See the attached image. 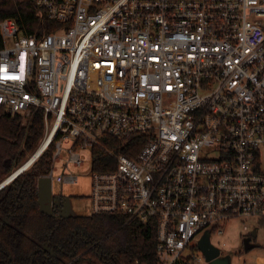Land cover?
<instances>
[{"label":"built area","instance_id":"1","mask_svg":"<svg viewBox=\"0 0 264 264\" xmlns=\"http://www.w3.org/2000/svg\"><path fill=\"white\" fill-rule=\"evenodd\" d=\"M30 2L59 28L0 20V108L43 111L42 177L77 181L63 146L89 161L92 214L152 223L156 264H201L206 232L264 219V0Z\"/></svg>","mask_w":264,"mask_h":264},{"label":"trees","instance_id":"2","mask_svg":"<svg viewBox=\"0 0 264 264\" xmlns=\"http://www.w3.org/2000/svg\"><path fill=\"white\" fill-rule=\"evenodd\" d=\"M6 17L15 18L25 34L59 28L39 16L30 0H0V20ZM43 133L41 109L31 110L23 123L0 108V184L36 150ZM52 153L50 147L0 189V264H156V227L150 222L114 214L66 216L55 203L51 216L39 211L37 183L48 173Z\"/></svg>","mask_w":264,"mask_h":264},{"label":"rangeland","instance_id":"3","mask_svg":"<svg viewBox=\"0 0 264 264\" xmlns=\"http://www.w3.org/2000/svg\"><path fill=\"white\" fill-rule=\"evenodd\" d=\"M21 116V115H20ZM30 115H22V122L25 123ZM39 145V144H38ZM68 146H63V161L57 164L58 172H69L78 177L72 184H53V196L55 202L60 206V212L66 216H88L92 214L91 203L88 198L90 193V173L89 161L83 167L75 168L72 164H67L69 157L66 152ZM38 148H36L37 150ZM29 153L27 162L36 152ZM89 159V152L83 151ZM23 162V164L25 163ZM23 164H20L16 171ZM10 175V174H9ZM8 175V176H9ZM225 233L221 236L213 235L211 243L221 251V257H228L230 264H258L257 258L264 257V219L245 223L243 220H231L225 226ZM252 232H255L253 235ZM249 239L253 248L245 250L244 240ZM201 264H209L203 261Z\"/></svg>","mask_w":264,"mask_h":264},{"label":"water","instance_id":"4","mask_svg":"<svg viewBox=\"0 0 264 264\" xmlns=\"http://www.w3.org/2000/svg\"><path fill=\"white\" fill-rule=\"evenodd\" d=\"M38 154H35L29 163H32L37 158ZM25 167L17 169L15 173H13V176L17 177L23 172ZM7 184L8 182L1 183L0 189ZM37 191L39 211L44 215L51 216L53 213V185L51 179L48 177H41L37 183ZM252 234L254 235L255 232H252ZM249 243V239L244 240L245 250L253 248ZM198 248L204 260L209 264H230L229 258L221 257V251L211 243L210 234L208 232H206L198 242Z\"/></svg>","mask_w":264,"mask_h":264},{"label":"bare ground","instance_id":"5","mask_svg":"<svg viewBox=\"0 0 264 264\" xmlns=\"http://www.w3.org/2000/svg\"><path fill=\"white\" fill-rule=\"evenodd\" d=\"M41 148H38V150L35 152L36 154H38L39 152H41ZM34 156H31V158L25 162L21 167H25V169L29 168L31 166L32 163H29L31 159H33Z\"/></svg>","mask_w":264,"mask_h":264},{"label":"crops","instance_id":"6","mask_svg":"<svg viewBox=\"0 0 264 264\" xmlns=\"http://www.w3.org/2000/svg\"><path fill=\"white\" fill-rule=\"evenodd\" d=\"M54 203L57 205V207L60 208V206L55 202V197L53 196V207H54ZM257 263L258 264H264V257H258L257 258Z\"/></svg>","mask_w":264,"mask_h":264}]
</instances>
